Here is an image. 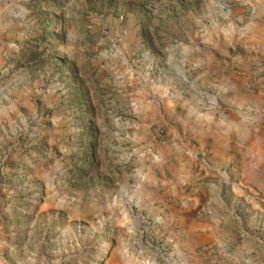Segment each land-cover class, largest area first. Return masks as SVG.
<instances>
[{"label": "rangeland", "instance_id": "obj_1", "mask_svg": "<svg viewBox=\"0 0 264 264\" xmlns=\"http://www.w3.org/2000/svg\"><path fill=\"white\" fill-rule=\"evenodd\" d=\"M0 264H264V0H0Z\"/></svg>", "mask_w": 264, "mask_h": 264}, {"label": "crops", "instance_id": "obj_2", "mask_svg": "<svg viewBox=\"0 0 264 264\" xmlns=\"http://www.w3.org/2000/svg\"><path fill=\"white\" fill-rule=\"evenodd\" d=\"M208 79V78H207ZM186 78H182V83H186ZM187 99V96L184 97ZM191 109V103L189 101H184L182 110H180V116L179 118H175V121L179 124V126L182 127L181 136L183 138H207V139H217L218 137L222 136L225 132L223 128H216L214 125V121L211 118H195V116L192 118L190 114ZM183 112V113H182ZM150 122L156 121L157 118H149ZM166 118H162L164 120ZM233 118H225L223 120V125H236V120ZM180 136V135H179ZM219 147V143L212 141L209 144V153L216 154V149ZM208 164L206 165V167ZM201 171L203 174L208 175V171L204 166H201Z\"/></svg>", "mask_w": 264, "mask_h": 264}]
</instances>
